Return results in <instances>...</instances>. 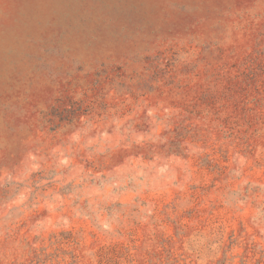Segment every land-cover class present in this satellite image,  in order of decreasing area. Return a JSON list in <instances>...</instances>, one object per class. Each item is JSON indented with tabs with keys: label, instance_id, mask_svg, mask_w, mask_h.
Here are the masks:
<instances>
[{
	"label": "rangeland",
	"instance_id": "obj_1",
	"mask_svg": "<svg viewBox=\"0 0 264 264\" xmlns=\"http://www.w3.org/2000/svg\"><path fill=\"white\" fill-rule=\"evenodd\" d=\"M0 264H264V0H0Z\"/></svg>",
	"mask_w": 264,
	"mask_h": 264
}]
</instances>
